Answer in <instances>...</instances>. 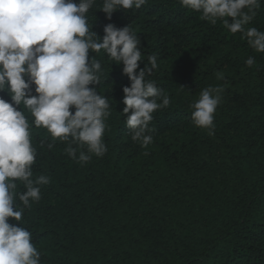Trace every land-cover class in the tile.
<instances>
[{
    "label": "trees",
    "instance_id": "obj_1",
    "mask_svg": "<svg viewBox=\"0 0 264 264\" xmlns=\"http://www.w3.org/2000/svg\"><path fill=\"white\" fill-rule=\"evenodd\" d=\"M100 3L88 13L93 31L102 38L106 24L131 23L141 39L140 67L157 54L150 79L171 103L153 114V142H134L122 113L130 80L122 65L90 52L105 72L97 88L112 98L108 152L78 164L63 142L38 149L34 177L51 183L25 210L23 226L42 264H264V54L179 0H148L111 21ZM250 26L264 31V3ZM217 85L223 100L209 135L192 123L189 105ZM40 140H50L46 130H34L33 144Z\"/></svg>",
    "mask_w": 264,
    "mask_h": 264
},
{
    "label": "clouds",
    "instance_id": "obj_2",
    "mask_svg": "<svg viewBox=\"0 0 264 264\" xmlns=\"http://www.w3.org/2000/svg\"><path fill=\"white\" fill-rule=\"evenodd\" d=\"M147 2L101 0L99 11L111 21L115 12L140 9ZM179 3L212 25L222 22L264 54V31L250 26L264 0ZM96 5L97 0H0V93L10 96V101L0 96V264H42L33 234L23 226L25 210L41 199V186L51 183L47 175L34 177L38 149L51 151L57 141L63 142L67 156L78 164L108 152L105 134L110 131L112 98L97 88L105 72L102 60L90 52L122 65L130 80V86L123 87L122 113L134 142L144 148L153 142V114L171 103L166 89L150 79L157 54H150L140 67L141 39L131 23H108L101 38L89 23L88 13ZM245 63L252 68L255 56ZM216 75L224 79L223 73ZM223 93L219 85L205 87L189 105L192 123L209 135H214ZM39 129L46 130L50 140L34 145V130Z\"/></svg>",
    "mask_w": 264,
    "mask_h": 264
}]
</instances>
